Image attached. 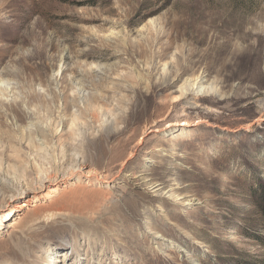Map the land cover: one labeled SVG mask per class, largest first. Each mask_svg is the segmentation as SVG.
<instances>
[{
  "label": "rangeland",
  "instance_id": "obj_1",
  "mask_svg": "<svg viewBox=\"0 0 264 264\" xmlns=\"http://www.w3.org/2000/svg\"><path fill=\"white\" fill-rule=\"evenodd\" d=\"M76 116L84 172L7 200ZM0 195V264H264V0H0Z\"/></svg>",
  "mask_w": 264,
  "mask_h": 264
},
{
  "label": "bare ground",
  "instance_id": "obj_2",
  "mask_svg": "<svg viewBox=\"0 0 264 264\" xmlns=\"http://www.w3.org/2000/svg\"><path fill=\"white\" fill-rule=\"evenodd\" d=\"M193 88L198 89L199 87L198 85L195 87L193 85ZM202 91L205 92L204 90L200 89L199 93H203ZM95 111L98 113V115L103 116L104 119H106V117L108 116V112L103 109H98ZM63 120V115L57 116L56 129L58 128L59 130ZM181 124L187 126L185 122L180 123V126ZM83 129V124H79L78 116H76L72 118V125L69 129V133H71V138L68 140V147H65L57 142L53 143V139H49L47 141L43 140V142L40 143L38 149L35 150L38 159L41 161L39 162L38 160L35 162H31V160H29L25 163V169H27V171L25 170L26 180L29 181H25V183L12 182L6 187V196L4 195L5 198L10 201L14 197H24L29 192H42L47 190L49 192H54L59 186L58 181L82 174L84 170L88 167V163L86 161L84 153L79 148L73 145L78 142L79 139H81V133ZM58 130H56V135L58 134ZM91 166L97 167L98 165L94 162L91 164ZM91 174L93 175L92 178L98 177L97 173L94 171ZM136 177L134 180L136 181V183L143 184L145 187H149V189H151L152 191L154 190L153 193L155 194H164V191L162 190L163 188H161L160 185L150 186V184L146 180H144L142 176H138V179H136ZM51 184H54V186H51ZM169 199L178 201L182 200L183 197L180 195H175L172 192L169 195ZM191 201L194 200H184L182 202V206L188 205ZM24 207L27 208V205H24V201L21 202V204L14 205V209Z\"/></svg>",
  "mask_w": 264,
  "mask_h": 264
},
{
  "label": "trees",
  "instance_id": "obj_3",
  "mask_svg": "<svg viewBox=\"0 0 264 264\" xmlns=\"http://www.w3.org/2000/svg\"><path fill=\"white\" fill-rule=\"evenodd\" d=\"M258 201L260 202L259 203V209H260V212L262 213V215L264 216V195L257 198Z\"/></svg>",
  "mask_w": 264,
  "mask_h": 264
}]
</instances>
